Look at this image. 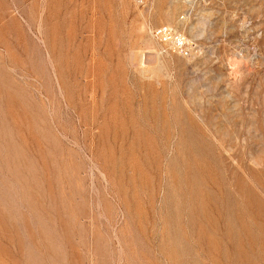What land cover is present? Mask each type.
Masks as SVG:
<instances>
[{
	"label": "rangeland",
	"instance_id": "rangeland-1",
	"mask_svg": "<svg viewBox=\"0 0 264 264\" xmlns=\"http://www.w3.org/2000/svg\"><path fill=\"white\" fill-rule=\"evenodd\" d=\"M0 264H264V0H0Z\"/></svg>",
	"mask_w": 264,
	"mask_h": 264
},
{
	"label": "built area",
	"instance_id": "built-area-1",
	"mask_svg": "<svg viewBox=\"0 0 264 264\" xmlns=\"http://www.w3.org/2000/svg\"><path fill=\"white\" fill-rule=\"evenodd\" d=\"M150 0H133L138 7H144ZM151 38L171 52L188 58L192 55L193 45L177 27L161 25L150 30Z\"/></svg>",
	"mask_w": 264,
	"mask_h": 264
},
{
	"label": "bare ground",
	"instance_id": "bare-ground-1",
	"mask_svg": "<svg viewBox=\"0 0 264 264\" xmlns=\"http://www.w3.org/2000/svg\"><path fill=\"white\" fill-rule=\"evenodd\" d=\"M234 68H235V65H234ZM237 68V67H236Z\"/></svg>",
	"mask_w": 264,
	"mask_h": 264
}]
</instances>
